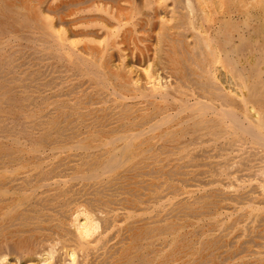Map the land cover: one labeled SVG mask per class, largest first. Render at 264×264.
<instances>
[{
    "label": "bare ground",
    "instance_id": "1",
    "mask_svg": "<svg viewBox=\"0 0 264 264\" xmlns=\"http://www.w3.org/2000/svg\"><path fill=\"white\" fill-rule=\"evenodd\" d=\"M263 231L264 0H0V264H264Z\"/></svg>",
    "mask_w": 264,
    "mask_h": 264
},
{
    "label": "rangeland",
    "instance_id": "2",
    "mask_svg": "<svg viewBox=\"0 0 264 264\" xmlns=\"http://www.w3.org/2000/svg\"><path fill=\"white\" fill-rule=\"evenodd\" d=\"M238 172H240V173H238ZM244 172H246L245 170H239V171H235L234 173H237V174H239V175H243L244 174ZM204 174H206V173H204ZM195 183H196V181H195ZM119 185V187L116 189V192H118V193H114L115 195H117V197H119V196H127V194H128V192H126V188L123 186V185H120V183L118 184ZM121 187V188H120ZM123 187V188H122ZM136 188H139V183H138V185L136 186ZM125 191V192H124ZM121 194H120V193ZM260 237V238H259ZM259 237L258 236H256L255 238H254V240H255V243L257 242V247L258 248H261V249H263L264 248V231L261 233V235H259ZM262 242V243H261ZM259 243V244H258ZM246 245H250V243H246ZM244 251V250H243ZM242 251V253L240 252V255H242L244 252Z\"/></svg>",
    "mask_w": 264,
    "mask_h": 264
}]
</instances>
